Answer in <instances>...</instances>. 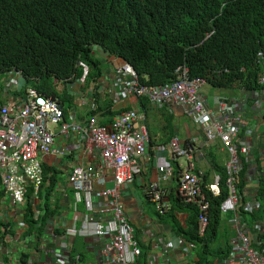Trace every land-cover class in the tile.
I'll use <instances>...</instances> for the list:
<instances>
[{
    "label": "built area",
    "instance_id": "built-area-1",
    "mask_svg": "<svg viewBox=\"0 0 264 264\" xmlns=\"http://www.w3.org/2000/svg\"><path fill=\"white\" fill-rule=\"evenodd\" d=\"M78 66L86 68L80 62ZM6 74L7 88L18 86L19 78H24L14 70ZM174 74L175 78L169 83L148 86L138 81L129 63L123 62L113 69L110 92L117 100L140 102L142 98L155 107L181 108L185 118L200 132L202 139L198 144L183 143L173 137L166 144L148 148L150 141L140 122L138 107L121 111L109 124L99 125L94 103L88 108L90 114L85 122L78 124L75 111L65 113L58 100L46 97L34 87L27 88L23 98L0 104V191L1 199L7 200L0 203V207L4 206L0 209L3 225L0 264L26 263V246L30 241L40 243L36 255L30 258L32 264H39V256L44 253L47 257L49 242L57 243L62 238L66 241L58 246L53 264H82L80 254H73V245L77 238L89 237L92 243L86 244L84 250L96 252V264H140L141 241L121 202L120 191L132 183L139 168L138 159L146 155L148 149L151 158L168 155L171 164L157 167V179L146 187L147 201L160 214L170 208L171 197L178 198L183 205L194 206L197 234L203 236L209 224L208 195H220L222 177L212 173L211 182L207 183L197 162L203 159L204 149L213 142L227 154L223 180L226 196L218 204V211L226 226L233 229V235L228 241L227 255L217 257L212 264H264V153L256 154L250 148L251 129L246 123L248 118L264 122V98L255 91L252 95L245 94L241 100L222 99L217 101L216 108H211L199 93L205 84L203 79L191 78L185 65L177 66ZM58 82L59 86L76 83L79 88L84 87L82 78ZM103 82L104 77H100V83ZM92 91L89 89V97ZM58 135L72 136L71 148L79 149L87 161L82 165L73 164L66 181L55 185L48 195L45 183H50L45 182L43 159L71 155L70 147L56 146ZM107 180L113 182L111 188L105 187ZM172 180L176 182L174 190L163 186ZM68 189L72 197L62 209L59 203L68 199ZM259 192L263 193L262 199ZM40 194L48 201L49 210H58L49 216L46 228L37 236L27 233L23 219L29 208L34 219L43 214L45 207L40 206ZM11 209H18V218L8 212ZM67 211L69 214L64 213ZM259 212L263 214L262 219H244L243 215L248 218ZM97 243L101 248L96 249ZM164 246L165 250L179 251L186 259L185 264H197L194 243L177 237L176 241H166Z\"/></svg>",
    "mask_w": 264,
    "mask_h": 264
},
{
    "label": "trees",
    "instance_id": "trees-1",
    "mask_svg": "<svg viewBox=\"0 0 264 264\" xmlns=\"http://www.w3.org/2000/svg\"><path fill=\"white\" fill-rule=\"evenodd\" d=\"M94 46L130 63L144 85L169 83L176 67L185 65L191 78L212 88L264 92V0H0V75L18 71L28 82L38 79L31 85L41 94L58 96L52 79L80 78L79 62L89 69L86 84L96 82L103 66ZM58 97L71 104L65 93ZM109 114L108 119L113 117ZM56 179L55 174L46 176L48 193ZM225 196L223 183L220 195H208L209 224L201 237L194 206L184 205L190 211L185 228L169 214L184 208L178 198L171 197L161 216L175 234L197 246V264H212L229 252L232 231L218 211ZM258 196L262 199L263 193ZM57 210L46 203L34 219L27 209L28 234L40 236ZM243 216L248 221L263 218L260 212ZM73 247L80 252L75 242ZM143 250L141 246L140 264H148Z\"/></svg>",
    "mask_w": 264,
    "mask_h": 264
},
{
    "label": "crops",
    "instance_id": "crops-1",
    "mask_svg": "<svg viewBox=\"0 0 264 264\" xmlns=\"http://www.w3.org/2000/svg\"><path fill=\"white\" fill-rule=\"evenodd\" d=\"M93 52L94 56L99 58L101 62L106 63V66L102 67L100 75L97 76L98 78L96 79V82H90L89 84H86L85 78L87 73L89 72L87 66L86 68L82 69V75L80 77L83 80V86L85 88H79V85H74L76 83L72 85H70L69 83H65L59 86L58 79L56 78L52 79L51 81V86L57 93V95L62 96L65 93L66 99L70 100L71 104L68 105V103L63 102L58 96L49 98L58 100L64 106L65 113H67L69 110V113L75 111V120L78 124H83L85 122L88 115L90 114L88 108L92 103H94L97 108V112L99 113V125L109 124L110 121L114 118V115L121 111L133 107H138L137 110L139 112L140 122L145 126L150 141V143L148 144V148H151L155 144H166L173 137H177L183 143L187 141H194L198 144L201 141L202 137L200 135V132L195 128V126L192 125L189 120L185 118V115L179 107H174L170 110L165 106L155 107L149 104L147 100H144L145 102L142 105L141 101L137 102L135 100L113 99L114 94H112V91L110 90L113 79V69L116 66L122 65V63L125 61L114 56H108L106 53H103L99 47L98 53L94 50ZM3 75L5 78L3 80H0V104H4L8 101L9 103H12L13 101L23 98L26 95L27 88L34 87L36 89V87L31 84L40 83L38 79H31V83L27 80H24L23 78H19L18 86L7 88L6 81L8 79V75L6 73H4ZM100 77H104L105 79V82H103L102 84L100 83ZM68 84L70 85V87H68ZM58 87L61 89H58ZM71 87H78V89L74 92ZM89 89L93 90V99L88 95ZM199 93L202 95L207 105H209L211 108H214L217 101L230 98L241 100L244 98L246 92L242 89L237 88L216 89L205 83L200 88ZM80 94H82V97L80 96ZM261 98H264V92H262ZM72 99L75 100L72 101ZM90 99H92L91 102L88 101ZM75 101L76 104L74 103ZM248 105H250V103H248ZM249 108L250 107H248L247 109ZM111 112L113 113V117L108 119V115H110L109 113ZM250 114L252 113L250 112ZM246 123L251 129V136L248 140L250 148L256 154L264 153V122L248 118L246 119ZM258 127L259 130L257 131ZM72 140V136H67L65 138L58 135L55 143L56 146L60 149L65 147L71 148L70 145ZM72 148L71 155H67L65 157L49 156L43 159V168L45 174L49 177H52L55 174L57 178L56 185L58 183H63L66 181L67 172L70 170V167L73 164L76 163L82 165L87 161V158L81 155L79 149H76L74 151V148ZM149 150L150 149H148V153L146 155L141 157V159H138L139 168L137 169V173L135 174L132 183H130L127 187L121 189V202L124 204L125 210L129 215L130 222L136 231L137 237L141 241V246L144 249L143 255L145 254L144 256L146 257V260L149 264H185L186 259L182 257L179 251H173L170 249L165 250L164 246L166 241H176V237L178 236V234H175V232L172 230L171 226L165 219L161 218V220L156 222L152 218H149L147 211L143 207V200L146 203H149L147 201L145 191L148 183L157 179V167L160 165H167V163L171 164V159L168 155L158 154L157 157L151 158V151ZM78 151L81 156L78 155ZM204 154L205 155L203 159L197 162V166L201 170V172L205 174V181L207 183H210L212 173L220 172L221 174H223V167L227 161V154L221 150L217 142L211 143L208 146V149H204ZM45 186L47 190L50 185L45 183ZM112 186L113 182L111 180H107L105 182L106 188H111ZM163 186L167 187L168 189L174 190L176 182L175 180H172ZM47 194L50 195V193L48 192ZM66 195H68V199L64 200L63 204L59 203L62 209L65 208L69 204V200H71L72 194L69 189L66 192ZM141 195L143 196V200L141 199ZM3 208L4 206L0 207L1 210H3ZM8 212L11 215L16 216V213H18V209H11ZM4 214L5 213H3V215ZM169 214H175L176 220L183 228H185V222L190 216V211L187 206H184V208L180 210L171 209V211H169ZM16 218H18V216H16ZM23 221V223L25 224L24 227L27 228L28 233L29 227L25 221V216ZM14 223L15 222H13L12 225H14ZM8 225L10 227L12 226L11 223H9ZM2 226L3 225L0 224V228ZM10 227L8 228V230H6V232L9 231ZM230 229L233 235V229ZM65 241V238H62L57 243H55L54 240L49 242L47 246V257L44 253L42 254V256H39V264H53V262L56 261V251L59 247H61V244L63 245L65 243ZM39 244L40 243L36 241H30L27 243L26 247L28 249V259L25 264H32L30 258L36 255L37 251L39 250ZM81 244L83 248L80 250V252L77 251L76 253L81 254L80 258L82 264H96V256L94 255L96 252L92 254L85 252L84 246L87 243L82 240ZM98 246L99 244L97 243L95 246L96 249H98Z\"/></svg>",
    "mask_w": 264,
    "mask_h": 264
},
{
    "label": "rangeland",
    "instance_id": "rangeland-1",
    "mask_svg": "<svg viewBox=\"0 0 264 264\" xmlns=\"http://www.w3.org/2000/svg\"><path fill=\"white\" fill-rule=\"evenodd\" d=\"M93 50L95 51V52H97L98 53V47L97 46H94L93 47ZM103 57V56H102ZM101 57V58H102ZM102 66L103 67H105L106 66V63H104V62H102ZM5 77H4V75L3 74H1L0 75V80H3ZM76 89H78V87H75ZM74 90V89H73ZM74 92H75V90H74ZM75 99H72V101H74ZM75 104H76V101L74 102ZM259 130V127H258V129H257V131ZM62 174V173H61ZM64 175V174H63ZM53 192V191H52ZM52 192H51V194H52ZM40 199H41V202H40V205H41V208H43L44 209V207H45V204L47 203L48 204V201H45L44 199H43V197H42V194H40ZM141 199L143 200V196L141 195ZM0 203H7V200H2L1 198H0ZM143 207H144V209L147 211V214H148V216H149V218H152L154 221H156L157 222V219H156V215L158 214V212L154 209V207L151 205V204H149V203H146L144 200H143ZM65 214H69V211H67V212H64ZM79 239V240H78ZM82 240L83 241H85L87 244H91L92 243V238H77L76 240H75V247H79V249L81 250L82 248H83V246H82V244H81V242H82ZM98 248H101V245H99L98 246ZM77 249V248H76ZM85 252H87V251H85ZM87 253H89V252H87ZM93 252H91V254H92Z\"/></svg>",
    "mask_w": 264,
    "mask_h": 264
},
{
    "label": "clouds",
    "instance_id": "clouds-1",
    "mask_svg": "<svg viewBox=\"0 0 264 264\" xmlns=\"http://www.w3.org/2000/svg\"><path fill=\"white\" fill-rule=\"evenodd\" d=\"M211 33H208L207 35L209 36ZM206 35V36H207ZM206 36H205V38H206ZM207 36V37H208ZM128 63V62H127ZM130 64V63H129ZM131 65V64H130ZM132 66V65H131ZM134 69V68H133ZM10 71V70H9ZM5 73H7V71L5 72ZM24 79V78H23ZM79 79V78H78ZM24 80H26V79H24ZM60 82H62V81H60ZM206 83V82H205ZM261 83H263L262 82V80H261ZM243 91H244V89H242ZM256 91H259L260 92V94L262 95V92L260 91V90H256ZM39 92V91H38ZM253 92H255V91H251V92H246L245 94H251L252 95V93ZM45 172V171H44ZM216 174H220L221 175V177H222V182H221V185H222V183H223V180H224V178H225V169H224V167H223V174H221L220 172H216ZM222 175H224V176H222ZM48 176V175H47ZM50 176H51V174H50ZM45 179H46V174H45ZM45 182H49V181H45ZM223 185H224V183H223ZM220 190H221V186H220ZM47 191V190H46ZM1 192V191H0ZM51 193V192H50ZM2 197V192H1V195H0V198ZM149 202V201H148ZM149 204H151L150 202H149ZM152 205V204H151ZM153 206V205H152ZM165 214V212L164 213H162V214H160V213H158L157 215H156V219H157V221H159V220H161L160 218H161V216L162 215H164ZM177 237H180V238H182V239H184L182 236H177ZM176 237V238H177ZM185 240V239H184ZM185 241H187V240H185ZM187 242H189V241H187ZM192 243V242H191ZM197 247V246H196Z\"/></svg>",
    "mask_w": 264,
    "mask_h": 264
}]
</instances>
